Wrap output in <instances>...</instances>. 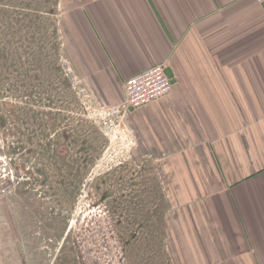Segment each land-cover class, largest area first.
<instances>
[{"label": "crops", "instance_id": "crops-1", "mask_svg": "<svg viewBox=\"0 0 264 264\" xmlns=\"http://www.w3.org/2000/svg\"><path fill=\"white\" fill-rule=\"evenodd\" d=\"M62 5L74 76L95 101L120 103L122 82L156 64L172 79L168 95L131 108L126 124L165 189L175 264H264V3ZM7 216L0 235L14 240Z\"/></svg>", "mask_w": 264, "mask_h": 264}, {"label": "rangeland", "instance_id": "rangeland-1", "mask_svg": "<svg viewBox=\"0 0 264 264\" xmlns=\"http://www.w3.org/2000/svg\"><path fill=\"white\" fill-rule=\"evenodd\" d=\"M62 1L0 0V215L17 227L14 240L0 235V264H175L153 164L137 142L112 165L104 127L83 109Z\"/></svg>", "mask_w": 264, "mask_h": 264}, {"label": "built area", "instance_id": "built-area-1", "mask_svg": "<svg viewBox=\"0 0 264 264\" xmlns=\"http://www.w3.org/2000/svg\"><path fill=\"white\" fill-rule=\"evenodd\" d=\"M264 3V0H257ZM173 89L172 79L164 63L156 64L143 72L127 78L124 85V99L115 105L96 102L92 94L80 90L83 109L101 124L109 137L112 165L124 164L132 158V149L137 144L135 135L126 126V116L131 108H139L168 95ZM114 151V153H113Z\"/></svg>", "mask_w": 264, "mask_h": 264}, {"label": "trees", "instance_id": "trees-1", "mask_svg": "<svg viewBox=\"0 0 264 264\" xmlns=\"http://www.w3.org/2000/svg\"><path fill=\"white\" fill-rule=\"evenodd\" d=\"M52 144L53 143H50V145H52ZM54 145H55V147H54V149L50 150V153L52 154V156H56L57 157V155H58V141H56V143ZM48 146H49V144H48ZM41 157H43V155ZM24 184H26V181H24Z\"/></svg>", "mask_w": 264, "mask_h": 264}]
</instances>
